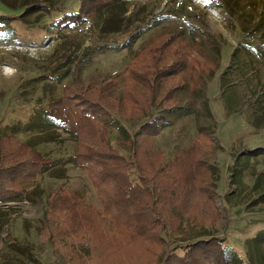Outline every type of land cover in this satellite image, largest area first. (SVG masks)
Listing matches in <instances>:
<instances>
[{
	"label": "rangeland",
	"instance_id": "374dc122",
	"mask_svg": "<svg viewBox=\"0 0 264 264\" xmlns=\"http://www.w3.org/2000/svg\"><path fill=\"white\" fill-rule=\"evenodd\" d=\"M80 5L81 0H0V22L11 32L0 40V136L14 134L55 161L19 197L0 203V264H163L168 253L183 254L188 239L212 235L224 240L240 264H264V153L249 154L264 148V0H109L79 26L56 24ZM171 36L175 41L162 62L171 65L170 52L185 45L194 69L180 73L185 87L169 102L171 110L159 97L170 79L145 110L140 98L152 97L137 79H127L128 68L134 65L139 72L150 66L153 55L142 52L158 49ZM68 84L92 86L94 100L124 106L108 127L113 146L127 158L133 153L126 137L165 118L161 133L147 138L152 162L144 167L152 186L157 177L149 167L158 157L165 152L174 160L207 126L214 141L207 135L203 157L213 171L198 176L197 184L216 191H197L192 180L187 188L195 189L176 202L182 208L163 197L156 209L161 224L154 229L140 224L149 228L146 236L119 231L103 212L88 171L74 158L78 139L44 114ZM138 151L142 163L147 156ZM56 192L78 196L83 205L103 212L94 227L98 237L89 244L75 237L87 226L54 209L55 198L60 204ZM84 215L88 219L90 212ZM160 231L165 244L158 240ZM67 243L71 256L55 248Z\"/></svg>",
	"mask_w": 264,
	"mask_h": 264
},
{
	"label": "trees",
	"instance_id": "16d2710c",
	"mask_svg": "<svg viewBox=\"0 0 264 264\" xmlns=\"http://www.w3.org/2000/svg\"><path fill=\"white\" fill-rule=\"evenodd\" d=\"M109 0H81L78 12L64 15L56 24L61 26L63 23H71V25L79 26L84 17H94L99 12V7L107 3ZM5 24L0 22V40L10 37V30H4ZM73 27V26H72ZM175 36L161 42L157 48H147L142 53L148 51L151 53L152 62L143 71L135 70L134 65L128 68V77L137 79L139 83L146 88V93L151 95V100L147 101L140 98L145 110H151L154 102V94L158 92L161 83L166 79H170L166 87L161 91L159 97L162 102L166 103L164 109L171 110V100H175V95L182 91L185 83L180 78V73L187 67L191 71L192 66L189 54V47L183 45L175 48L170 52L174 62L166 65L161 58L169 56L167 50L173 45ZM191 63V65H190ZM202 69L201 67L198 70ZM110 85V83L105 86ZM83 85L68 84L64 87L62 97L52 103L47 110L44 111L46 117L56 122L64 131L71 133L78 139V146L75 151V159L80 167L88 171L90 179L98 189L103 212H105L119 231L134 238L146 236L150 231L148 227L154 229L161 224V217L156 209L159 203L163 201V197H167L176 208V202L184 200L195 188L188 189L187 185L194 180L197 191L212 189L214 187L197 184L198 176L212 175V167L210 162L204 159V149L207 145V135L210 139H214V133L207 126L199 128L198 137L194 140L191 147L182 150L174 160H168L167 155L163 152L153 168L149 167V173H154L158 182L152 186L147 181L145 172L146 162H150L152 157L146 149L150 143L149 139L158 136L163 126L165 118L159 116L142 124L137 133L133 136H127L124 144L132 150V158H127L119 153L110 140V130L108 124L114 116L118 115L117 110H123L124 106L118 107L107 100L99 98L94 100V96L90 91L92 86L85 88ZM100 96H103L102 88H100ZM166 107V108H165ZM143 109V110H144ZM141 109L137 110V115ZM208 138V139H209ZM209 139V140H210ZM206 140V141H205ZM214 141V140H213ZM142 149L146 157L145 161H139V151ZM264 153V148L251 150V156H257ZM144 157V156H143ZM142 157V159H143ZM134 158V159H133ZM185 162H188L186 165ZM55 161L53 158L45 156L34 145L29 142L21 141L16 135L0 136V203L19 197L27 184L32 182L38 174H41L51 167ZM183 172V175L181 176ZM136 174L135 182L132 175ZM195 174V177H194ZM210 180L212 177L210 176ZM213 182V181H212ZM161 189V193L157 190ZM188 189V190H187ZM65 191V190H63ZM178 194L173 198L171 195ZM59 196L60 204L54 203V209H60L61 213L70 212L64 217L66 220L72 219L80 224L87 226L83 230L76 231L77 238H80L85 244H89L97 236L95 226H99L102 220V211L96 210L89 205H83L78 196L70 193L56 192ZM141 193V194H140ZM138 195V196H137ZM144 196L143 199L140 197ZM152 196L154 204L147 205L149 197ZM186 200V199H185ZM142 207V209H140ZM140 209V210H138ZM64 210V211H63ZM137 210V211H136ZM90 212V216L85 217V213ZM74 214V215H73ZM159 215V216H158ZM148 226L142 227L140 226ZM81 227L79 224L76 226ZM82 228V227H81ZM164 229V226L161 227ZM158 234V240L165 244V237ZM98 237V236H97ZM258 240H262L257 237ZM186 240V239H183ZM256 240V241H258ZM187 246L184 248L183 254H178L175 250L168 253L163 264H240L241 260L235 252L230 251L224 244V240L217 236H210L206 239L187 240ZM69 244V243H67ZM64 246L55 248L62 255L71 256L74 252L68 250L69 247ZM108 248L103 250L107 253ZM110 250V249H109ZM103 251V252H104ZM101 252V254L103 253ZM115 264V263H112ZM116 264H122L117 262Z\"/></svg>",
	"mask_w": 264,
	"mask_h": 264
},
{
	"label": "bare ground",
	"instance_id": "6f19581e",
	"mask_svg": "<svg viewBox=\"0 0 264 264\" xmlns=\"http://www.w3.org/2000/svg\"><path fill=\"white\" fill-rule=\"evenodd\" d=\"M7 80V79H6ZM2 87V86H1Z\"/></svg>",
	"mask_w": 264,
	"mask_h": 264
}]
</instances>
